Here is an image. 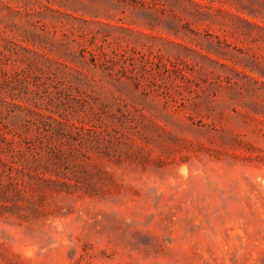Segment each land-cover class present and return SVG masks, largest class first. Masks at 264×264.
Here are the masks:
<instances>
[{"label":"rangeland","instance_id":"rangeland-1","mask_svg":"<svg viewBox=\"0 0 264 264\" xmlns=\"http://www.w3.org/2000/svg\"><path fill=\"white\" fill-rule=\"evenodd\" d=\"M0 264H264V0H0Z\"/></svg>","mask_w":264,"mask_h":264}]
</instances>
